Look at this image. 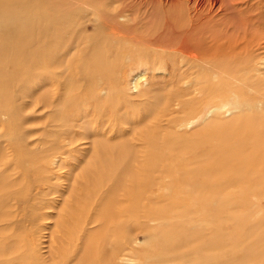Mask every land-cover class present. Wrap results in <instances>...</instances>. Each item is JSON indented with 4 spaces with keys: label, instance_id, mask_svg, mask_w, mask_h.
<instances>
[{
    "label": "bare ground",
    "instance_id": "bare-ground-1",
    "mask_svg": "<svg viewBox=\"0 0 264 264\" xmlns=\"http://www.w3.org/2000/svg\"><path fill=\"white\" fill-rule=\"evenodd\" d=\"M261 62L264 0H0V264H94L100 242L109 264H134L138 235L174 245L163 217L178 214L175 196L195 200V180L224 253L212 264H264V101L234 116L205 88L231 91L226 76ZM211 125L223 151L198 145L214 159L195 172V132ZM62 154L94 169L60 173Z\"/></svg>",
    "mask_w": 264,
    "mask_h": 264
},
{
    "label": "rangeland",
    "instance_id": "rangeland-1",
    "mask_svg": "<svg viewBox=\"0 0 264 264\" xmlns=\"http://www.w3.org/2000/svg\"><path fill=\"white\" fill-rule=\"evenodd\" d=\"M86 34H88V33H86ZM77 39L79 40L80 36ZM43 58L45 60H48V54H46ZM261 58L255 59V64L260 62ZM45 63L47 66V69H46L47 74H41V75H43V77H47L49 75V71H50L48 61ZM231 65L234 68V64H231ZM259 65L261 67L260 72L258 70V67H255L253 70L246 69L244 72H241L242 74L241 73L237 74V75L243 76L240 81H239V79L234 81L233 79H229V77L226 76V80L229 82L231 81V85L228 86V88L231 91H226V92H228L227 94H226V92L223 91V89L213 90L214 87H216V86H214L213 88L211 86L205 87L206 91L211 93V95H213V96H214V93L219 95V101L218 102H220V100L223 102V104L226 107L224 109L225 112L228 110H231L233 112L231 115L235 116L238 112L237 109L239 107H241V106L247 107L250 104L253 105V104H255L256 101H259V100L264 101V81H263L264 80V63L261 62ZM233 68L230 69V70H232V72H234ZM248 70L251 72H248ZM203 75L207 76V74H205L204 72H201V70H198L197 68H195V84H196V82H198L200 84L205 83V77H203ZM253 79H254V82H253ZM201 80L203 83L201 82ZM232 80H233V82H232ZM255 83H257V84H255ZM260 84H262V85H260ZM232 85H233V87L231 88ZM260 86H263V87L260 88ZM255 91H256V93H255ZM196 94L201 95L200 92L198 94V91H197V93L195 91V96H196ZM49 102H50V99H49ZM210 105L213 106L212 104H210ZM39 106H41V105H39ZM48 112H49L48 107H43L42 111L36 112V114H34L37 116V118H40L42 120L37 124V126H34V128H35L34 130H37L38 133L42 134L44 132L43 131L44 127L46 129V132L48 130L47 129L48 124H49L48 120H47ZM11 121L14 122V119H12ZM221 121H225L223 125L236 122V120L230 121L228 118H225V120H221ZM3 123L5 125L4 132L6 130L11 129V127L8 126L6 124V122H3ZM0 134H1V131H0ZM223 135L224 134L221 133V131L218 127L212 126V125L207 126V128H204V127L199 128L197 130V132H195V172L199 170L200 166L208 168V166L210 165V163L214 159V155L213 154L211 155V153H208V151H206V153L202 154L204 149L205 150H208V149H206V148L200 149V148H197V146L202 144V143H205L206 144L205 146L218 147L217 149L220 152H222L223 149H222L220 138ZM0 138H1V136H0ZM47 139H49V137H47ZM2 142H3V139H0V144ZM49 146H50L49 140H47L43 143V148L44 147L48 148ZM80 155L81 154H62L61 158H60L61 163H59V165L62 166V169L59 172L60 173L61 172H67V173H69L68 176H71L72 171H73L72 169H74L75 172H73V173H75V174H78L80 172L84 173V171H86L88 168H90L92 166V164H89V165L81 164L79 166L80 162L77 161V159L81 158ZM86 157H87V155H82V158H86ZM95 157H93V159H95ZM67 158H70V159L67 160ZM97 160H99V159L97 158ZM85 166H86V169H85ZM91 168L94 169L93 166ZM173 169H174V167H172L171 170H173ZM50 185L58 187L57 185H59V186L63 185V182L56 180V181H52ZM199 186H200V183H198L195 180V200H193V198H191V197L190 198L185 197V199L182 200L181 198H183V196H181V195L175 196L177 198H180L177 200L178 202L176 203V206H178V208H180L178 214H177V212H172V210H168L167 213H169V214H166L163 217V219H164L163 222H164L165 227H166L165 230H167V231L170 230L168 232L169 234L172 231L171 233L173 235V236L171 234L167 235V237H168L167 241H170V236H171V238L175 241V243H174L175 246L174 245L170 246V244H168V245L163 244V245H165L164 250L167 251V253L166 252L162 253L161 250L163 249L162 242L164 240V237H163V239H161V238L158 239L159 242H157V240H155L157 238H155V239L153 238V241L148 242V238H146L145 235L144 236H143V234L138 235L137 236V244H138L137 247L139 248V251H140L139 253L141 256L139 254H137V258L135 259L136 262L134 264H156V260L153 259L154 256H156V255L160 256V259L163 258L164 260H166L165 256L169 257L168 262H171V264H189V263H191V262L185 263L186 259H188L189 261L195 260V264H212L214 257H216L214 255H218V254L224 255V253L221 252L219 249H214L213 238H212V234H211V231H212L211 230V214H210L211 213L210 212L211 211L210 210L211 203L209 202V198L206 195H203L202 198L198 196V192L200 191ZM181 189H182V191L180 194H182L183 191H184L183 194H185L188 191H194L193 189H191V186H189V185L186 186V184L182 185ZM187 210H189V213ZM3 212H7L6 209H4ZM180 212H183V213H180ZM191 220L192 221L194 220L193 222H195V228H192L191 227L192 225L189 224ZM52 222L53 221L50 220L49 223L51 224ZM174 222L178 223L177 228H175V226H172V224H174ZM190 228H192V232H195V239H194L195 241L194 240L190 241V239H192V238L186 237V235L190 232L189 231ZM128 229L129 230H127L125 232H121L122 237L120 239L124 238L125 240L124 239H122V240H124L125 242H127L126 240L131 239L130 238L131 236H129V234L131 235L130 228H128ZM194 229H195V231H194ZM27 230L28 231L32 230L34 232V229L31 226H29ZM45 233L46 232L41 233L42 237L43 236L44 237L41 238L40 241L47 240V234H45ZM20 234L21 235L24 234V231L21 232ZM14 235H18V234H14ZM157 236H159V235H157V234L154 235V237H157ZM14 238H16V236L12 237V239H14ZM183 239H188L189 242H184ZM181 240L183 241L184 245L181 244V246H180V245H178V242ZM57 243L59 244V246L61 244L63 248H65V249L70 248L71 250H72V248H75L76 246L79 245V242L76 240L56 241L55 249L57 247H59L57 245ZM104 243H107V242L105 241ZM187 244H195V252L193 254L191 253L192 255H189L188 254L189 252L188 253L186 252V250L188 251V245ZM96 245H97V243H96ZM44 246H45V244H44ZM105 246L102 242H100L96 247V254H98V255H97V257L96 256L95 257L97 259L96 263H98V264H103V262L108 263V260L105 259L106 258L105 257V252H106L105 250H107V248H110V246L108 243H107L108 247H105ZM166 247H168L169 249L167 250ZM159 248H162V249H159ZM185 253L188 254L187 258L181 259V257L186 255ZM101 254H103V255L101 256ZM143 254H145V255L151 254L150 258H152L153 260L151 259V261H150V259H149V262L144 261V260H147L148 258L144 259ZM138 255L140 258L138 257ZM218 257L221 258L222 255H220ZM142 258L144 260H142ZM163 259H162V262L160 264H163V263L164 264H170V263H166L167 260L164 261ZM100 260H101V262H100ZM55 261H57V260H55ZM236 262H238V261L236 260ZM236 262H235V264H237ZM96 263H94V264H96Z\"/></svg>",
    "mask_w": 264,
    "mask_h": 264
}]
</instances>
